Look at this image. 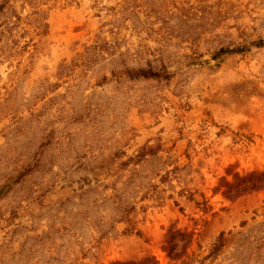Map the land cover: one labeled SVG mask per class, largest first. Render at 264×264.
<instances>
[{"label":"rangeland","instance_id":"374dc122","mask_svg":"<svg viewBox=\"0 0 264 264\" xmlns=\"http://www.w3.org/2000/svg\"><path fill=\"white\" fill-rule=\"evenodd\" d=\"M263 173L264 0H0V264H264Z\"/></svg>","mask_w":264,"mask_h":264},{"label":"trees","instance_id":"16d2710c","mask_svg":"<svg viewBox=\"0 0 264 264\" xmlns=\"http://www.w3.org/2000/svg\"><path fill=\"white\" fill-rule=\"evenodd\" d=\"M261 40H259L256 43V46H260L261 45ZM247 50V48L243 47V46H235L233 48H229V47H220L217 51H215L212 56L214 59H218L220 58L221 55L223 54H230L233 52H237V53H242L245 52ZM127 74L129 76L138 78H167V74L166 72H164V70H160V69H154L151 66H147L146 68H137L134 71L130 70V71H126ZM122 164H125V162H122ZM261 179H264V173L261 175ZM130 209L124 210L123 214L120 216L119 220H125V221H130ZM128 225V224H127ZM133 229V226L129 225L127 227H125V231L127 233H131ZM137 232V231H136ZM223 244V238H222V233L219 234V236L216 238V241L213 244V247L211 248V254H216L221 246Z\"/></svg>","mask_w":264,"mask_h":264}]
</instances>
